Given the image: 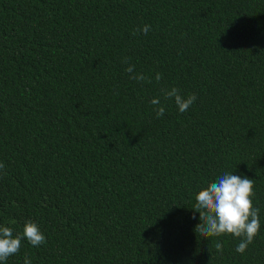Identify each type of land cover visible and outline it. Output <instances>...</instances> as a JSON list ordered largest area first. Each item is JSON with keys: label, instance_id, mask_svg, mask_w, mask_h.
<instances>
[{"label": "trees", "instance_id": "1", "mask_svg": "<svg viewBox=\"0 0 264 264\" xmlns=\"http://www.w3.org/2000/svg\"><path fill=\"white\" fill-rule=\"evenodd\" d=\"M0 163V226L46 237L2 264H264V0H0ZM225 172L260 210L243 254L194 232Z\"/></svg>", "mask_w": 264, "mask_h": 264}, {"label": "clouds", "instance_id": "2", "mask_svg": "<svg viewBox=\"0 0 264 264\" xmlns=\"http://www.w3.org/2000/svg\"><path fill=\"white\" fill-rule=\"evenodd\" d=\"M150 31V25H143L133 31V35L143 32L147 34ZM123 63L128 64L125 71L129 74V79L138 83L147 81L151 83V79L142 73L135 72V65L129 64V58L124 57ZM162 79L161 73H156L155 80L157 83ZM162 98L164 101L174 100L180 113L186 112L190 106L196 101L195 94L184 97L180 90L173 87L171 89H162ZM153 110L157 118L165 113V106L161 101V97H154L151 100ZM5 165L0 163V170ZM4 173L0 171V175ZM254 183L253 179L241 177L230 172H225L217 178L215 182H211L207 187L203 188L195 196L196 203L194 205L193 219L195 213H199V220L194 232L199 238L221 237L225 235L233 236L240 240L236 247V251L243 254L248 246L253 243L255 237L260 232V216L259 208L253 204ZM27 240L33 247H38L46 243V237L41 232L39 226L33 221H27L21 233L13 235L10 227L0 226V264L6 261L10 256L17 254L21 249L23 240ZM215 248L218 253H223V243L217 241ZM210 250V248H209ZM211 252V250H210ZM24 264H32L31 258L25 254Z\"/></svg>", "mask_w": 264, "mask_h": 264}]
</instances>
